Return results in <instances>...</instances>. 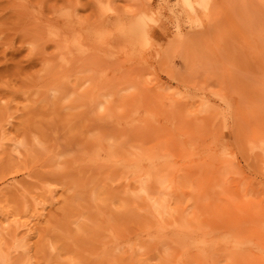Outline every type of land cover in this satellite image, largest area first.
<instances>
[{"label":"rangeland","instance_id":"rangeland-1","mask_svg":"<svg viewBox=\"0 0 264 264\" xmlns=\"http://www.w3.org/2000/svg\"><path fill=\"white\" fill-rule=\"evenodd\" d=\"M0 264H264V0H0Z\"/></svg>","mask_w":264,"mask_h":264}]
</instances>
